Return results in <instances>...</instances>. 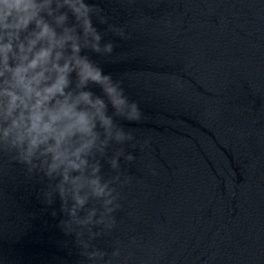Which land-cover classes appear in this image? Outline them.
Returning <instances> with one entry per match:
<instances>
[{
    "label": "water",
    "instance_id": "95a60500",
    "mask_svg": "<svg viewBox=\"0 0 264 264\" xmlns=\"http://www.w3.org/2000/svg\"><path fill=\"white\" fill-rule=\"evenodd\" d=\"M114 3L131 38L102 66L127 74L158 170L129 168L142 178L117 235L137 237L135 264H264V0ZM36 187L0 175V260L78 264Z\"/></svg>",
    "mask_w": 264,
    "mask_h": 264
},
{
    "label": "clouds",
    "instance_id": "9594fccd",
    "mask_svg": "<svg viewBox=\"0 0 264 264\" xmlns=\"http://www.w3.org/2000/svg\"><path fill=\"white\" fill-rule=\"evenodd\" d=\"M112 4L0 0V175L38 186L40 211L59 213L78 264H135L137 237L117 235L142 178L129 168L158 175L151 139L132 127L141 108L127 74L102 66L123 59L119 43L131 38Z\"/></svg>",
    "mask_w": 264,
    "mask_h": 264
}]
</instances>
